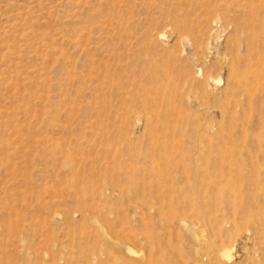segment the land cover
I'll list each match as a JSON object with an SVG mask.
<instances>
[{
	"label": "rangeland",
	"instance_id": "rangeland-1",
	"mask_svg": "<svg viewBox=\"0 0 264 264\" xmlns=\"http://www.w3.org/2000/svg\"><path fill=\"white\" fill-rule=\"evenodd\" d=\"M0 264H264V0H0Z\"/></svg>",
	"mask_w": 264,
	"mask_h": 264
},
{
	"label": "bare ground",
	"instance_id": "bare-ground-1",
	"mask_svg": "<svg viewBox=\"0 0 264 264\" xmlns=\"http://www.w3.org/2000/svg\"><path fill=\"white\" fill-rule=\"evenodd\" d=\"M228 75H229V73H228ZM155 79H156V77H155ZM151 80V79H150ZM232 89V88H231ZM232 91V90H231ZM163 93V92H162Z\"/></svg>",
	"mask_w": 264,
	"mask_h": 264
}]
</instances>
